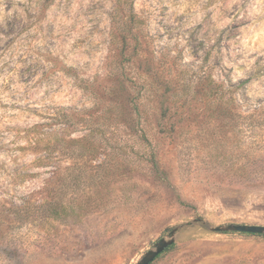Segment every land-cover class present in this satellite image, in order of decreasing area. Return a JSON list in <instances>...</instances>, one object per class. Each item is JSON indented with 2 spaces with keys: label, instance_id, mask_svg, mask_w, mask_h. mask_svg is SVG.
<instances>
[{
  "label": "rangeland",
  "instance_id": "obj_1",
  "mask_svg": "<svg viewBox=\"0 0 264 264\" xmlns=\"http://www.w3.org/2000/svg\"><path fill=\"white\" fill-rule=\"evenodd\" d=\"M231 224L264 226V0H0V264H137L173 230L152 264H264Z\"/></svg>",
  "mask_w": 264,
  "mask_h": 264
},
{
  "label": "trees",
  "instance_id": "obj_2",
  "mask_svg": "<svg viewBox=\"0 0 264 264\" xmlns=\"http://www.w3.org/2000/svg\"><path fill=\"white\" fill-rule=\"evenodd\" d=\"M134 19H135V17L132 15L131 16V21L133 22ZM124 31L126 33H128V31H130V29L129 30H124ZM124 39H125L124 42H126V39L127 38L124 37ZM80 82H81V80H80ZM84 89L89 90L90 89V85H85L84 86ZM140 89H141V91H143L142 94H144L145 97H148L149 95H153V94L155 96H157L159 94L158 93V91H159L158 88L154 84H152V83L151 84H149V83L141 84ZM207 90L209 92V96L210 97H213L216 100H225L226 97H227V95H228V93H227L226 89L224 88V86L221 85V84H219V83H217L212 77H210V81H209ZM182 91H184V92L186 91L185 93L188 92L187 94H190L191 93V87H187V88L184 87L182 89ZM226 100L229 103H231V100H229V99H226ZM65 121H66L67 124H70V122H71L68 118ZM56 202L57 201L51 200V201L46 202L42 206H45L44 209L50 210L51 211V215L54 218H57V219H60L63 216L70 215V213L67 212V210H66L67 208L64 205H62V204L59 205ZM245 235H253V234H245ZM253 236H256V235H253ZM174 248H175V244L172 245L171 247H169L165 252H168V251H170V250H172Z\"/></svg>",
  "mask_w": 264,
  "mask_h": 264
},
{
  "label": "water",
  "instance_id": "obj_3",
  "mask_svg": "<svg viewBox=\"0 0 264 264\" xmlns=\"http://www.w3.org/2000/svg\"><path fill=\"white\" fill-rule=\"evenodd\" d=\"M212 233H240L264 235V226L261 225H245V224H231L227 226H217L210 229ZM175 233L173 230L166 238L158 241L154 249L147 252L137 264H152L161 254H163L169 247L175 244Z\"/></svg>",
  "mask_w": 264,
  "mask_h": 264
}]
</instances>
